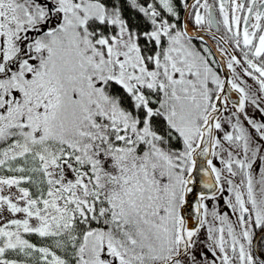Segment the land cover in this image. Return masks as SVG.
Segmentation results:
<instances>
[{"label": "snow or ice", "instance_id": "obj_1", "mask_svg": "<svg viewBox=\"0 0 264 264\" xmlns=\"http://www.w3.org/2000/svg\"><path fill=\"white\" fill-rule=\"evenodd\" d=\"M0 264H264V0H0Z\"/></svg>", "mask_w": 264, "mask_h": 264}, {"label": "flooded vegetation", "instance_id": "obj_2", "mask_svg": "<svg viewBox=\"0 0 264 264\" xmlns=\"http://www.w3.org/2000/svg\"><path fill=\"white\" fill-rule=\"evenodd\" d=\"M210 2H211V0H210ZM249 83H251V81H249ZM250 111V114H251V110H249Z\"/></svg>", "mask_w": 264, "mask_h": 264}]
</instances>
